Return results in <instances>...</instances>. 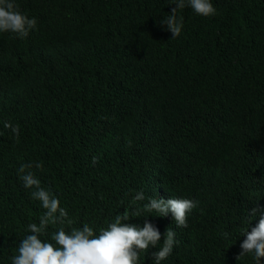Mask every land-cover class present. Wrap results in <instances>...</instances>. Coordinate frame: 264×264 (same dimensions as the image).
<instances>
[{"label": "trees", "instance_id": "1", "mask_svg": "<svg viewBox=\"0 0 264 264\" xmlns=\"http://www.w3.org/2000/svg\"><path fill=\"white\" fill-rule=\"evenodd\" d=\"M15 3L37 23L23 39L0 32V264L46 211L25 164L72 221L42 240L139 210L122 223L147 221L161 240L138 264H155L169 228L161 264H257L238 256L264 215V0H211L209 17L180 9L175 38L159 23L175 0ZM148 197L194 201L187 227L145 210Z\"/></svg>", "mask_w": 264, "mask_h": 264}, {"label": "clouds", "instance_id": "2", "mask_svg": "<svg viewBox=\"0 0 264 264\" xmlns=\"http://www.w3.org/2000/svg\"><path fill=\"white\" fill-rule=\"evenodd\" d=\"M174 5L167 18L159 21L160 25L172 34V38L178 37L182 29V23L176 15L178 10L190 7L196 15L203 17L215 15L216 11L211 0H175ZM36 23L35 18H29L18 10L15 0H0V32H10L23 39L35 28ZM5 127L18 133V129L12 128L11 124H5ZM31 167V164L21 165L20 179L25 188L35 189L32 191V197L38 200L46 211L39 224L28 225L27 231L31 234L20 241L17 254L11 258L12 264H138L140 253H146L149 248H156L161 240L159 230L147 221L142 228L122 223L130 217H140L139 210L133 215H129L127 210L122 215H115L114 222L98 231L88 224L70 232L60 227L51 235V242L42 240L41 236L46 234L50 223L72 224V221L67 219L68 213L60 207L59 200L40 186V181L31 171H26ZM35 167L40 168L42 165L37 163ZM144 199L142 191L135 196L136 201ZM195 206L196 203L189 199L170 198L165 201L148 197L144 208L148 212H157L161 217L171 213L175 226L186 228L187 214ZM251 215H255V209ZM242 236L245 239L240 244L238 258L253 253L259 264L261 258H264V215L260 216L259 222L250 232L246 230ZM175 237L174 230H166L162 246L152 252L155 264H161V261L172 253L176 243Z\"/></svg>", "mask_w": 264, "mask_h": 264}]
</instances>
